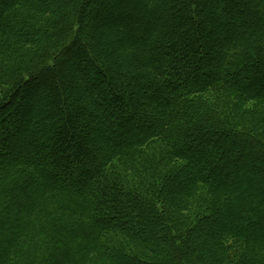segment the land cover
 Listing matches in <instances>:
<instances>
[{
    "label": "trees",
    "instance_id": "16d2710c",
    "mask_svg": "<svg viewBox=\"0 0 264 264\" xmlns=\"http://www.w3.org/2000/svg\"><path fill=\"white\" fill-rule=\"evenodd\" d=\"M0 264H264V0H0Z\"/></svg>",
    "mask_w": 264,
    "mask_h": 264
},
{
    "label": "rangeland",
    "instance_id": "374dc122",
    "mask_svg": "<svg viewBox=\"0 0 264 264\" xmlns=\"http://www.w3.org/2000/svg\"><path fill=\"white\" fill-rule=\"evenodd\" d=\"M114 9H116V8L111 9V11L114 10ZM78 104H79V103H78Z\"/></svg>",
    "mask_w": 264,
    "mask_h": 264
}]
</instances>
